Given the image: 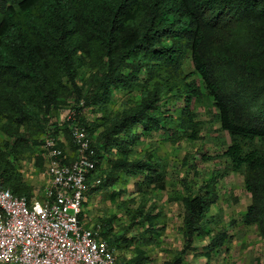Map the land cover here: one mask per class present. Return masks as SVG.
Returning a JSON list of instances; mask_svg holds the SVG:
<instances>
[{
	"label": "trees",
	"instance_id": "obj_1",
	"mask_svg": "<svg viewBox=\"0 0 264 264\" xmlns=\"http://www.w3.org/2000/svg\"><path fill=\"white\" fill-rule=\"evenodd\" d=\"M78 52L96 53L102 62L85 94L76 81L83 61ZM64 78L75 98L73 117L106 102L113 90H139L138 100L90 141L96 170L106 161L96 174L102 185L132 174L143 177V186L163 188L166 173L153 150L132 153L143 136L162 133L172 144L198 139L196 105L206 99L229 143L216 154L220 172L197 188L182 179L179 253L207 221L218 176L232 171L242 175L251 196L241 221L256 225L264 238V0H0V118L22 123L38 109L48 112ZM58 146L65 161L76 155ZM13 172L0 164L3 185L30 196L8 183ZM227 236L225 230L213 233L209 246ZM179 262L175 257L171 264Z\"/></svg>",
	"mask_w": 264,
	"mask_h": 264
},
{
	"label": "crops",
	"instance_id": "obj_2",
	"mask_svg": "<svg viewBox=\"0 0 264 264\" xmlns=\"http://www.w3.org/2000/svg\"><path fill=\"white\" fill-rule=\"evenodd\" d=\"M105 167L104 159L88 179L82 217L85 214L86 225L99 226L101 237L113 247L118 261L171 264L179 257L178 264H264V240L254 224L241 221L251 202L241 174L232 171L218 176L217 199L205 214L207 221L201 232L193 235L191 246L179 253L184 245L180 200L186 194L183 183L178 187L170 185L166 174L163 188L153 183L143 186L141 175L128 174L119 175L111 185L95 184L96 174ZM222 167L223 161L211 165L200 180L194 179L192 186L197 188ZM219 230H225L228 236L222 243L209 246L213 233Z\"/></svg>",
	"mask_w": 264,
	"mask_h": 264
},
{
	"label": "built area",
	"instance_id": "obj_3",
	"mask_svg": "<svg viewBox=\"0 0 264 264\" xmlns=\"http://www.w3.org/2000/svg\"><path fill=\"white\" fill-rule=\"evenodd\" d=\"M73 114L71 110L72 159L65 161L52 121L43 135L48 184L41 197L15 194L0 177V264H126L117 260L99 226L80 218L96 164L85 128Z\"/></svg>",
	"mask_w": 264,
	"mask_h": 264
},
{
	"label": "rangeland",
	"instance_id": "obj_4",
	"mask_svg": "<svg viewBox=\"0 0 264 264\" xmlns=\"http://www.w3.org/2000/svg\"><path fill=\"white\" fill-rule=\"evenodd\" d=\"M77 54L83 61L80 64L77 63L76 81L82 93L85 94L92 85L94 75L100 72L102 62L96 53L87 55L78 52ZM183 67L186 72L192 70L189 60L185 61ZM193 77L196 76L193 75ZM138 98V89L130 93L113 90L106 102L95 105L92 110L89 107L81 108L74 117L78 120H74L86 126L87 137L95 143L100 132L108 127L111 118L130 101L134 102ZM74 102V95L64 78L48 112L38 109L36 115L26 118L22 123L0 118V150L3 154L0 164L7 163L12 171L14 170L9 184L13 183L19 191L29 193L30 196L41 197L44 187L48 184L47 157L41 149L45 128L47 129V123L51 119L60 137V144L66 149V155L72 157L75 149L71 144L69 113ZM196 109L197 118L201 123L198 139H183L172 144L164 138L162 133L154 134L152 137L143 136L132 153L138 156L145 151L153 150L158 157L156 158L159 162L158 167L164 169L167 182L172 186L179 185L184 177L190 183L200 180L206 169L222 161L216 154L221 153L229 143L228 134L219 129L215 114L208 109L206 99L198 103ZM201 155L208 156L207 160L202 159ZM175 189L178 192V188L175 187ZM240 195L246 199L245 194Z\"/></svg>",
	"mask_w": 264,
	"mask_h": 264
}]
</instances>
